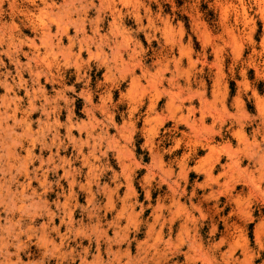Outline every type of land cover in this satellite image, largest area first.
<instances>
[{
  "label": "rangeland",
  "instance_id": "rangeland-1",
  "mask_svg": "<svg viewBox=\"0 0 264 264\" xmlns=\"http://www.w3.org/2000/svg\"><path fill=\"white\" fill-rule=\"evenodd\" d=\"M0 33V264H264V0H0Z\"/></svg>",
  "mask_w": 264,
  "mask_h": 264
},
{
  "label": "bare ground",
  "instance_id": "bare-ground-1",
  "mask_svg": "<svg viewBox=\"0 0 264 264\" xmlns=\"http://www.w3.org/2000/svg\"><path fill=\"white\" fill-rule=\"evenodd\" d=\"M92 6H93V5H92ZM81 8H82V7H81ZM73 9H74V8H73ZM40 10H41V9H40ZM49 10H50V9H49ZM68 10H69V9H68ZM81 10H82V9H81ZM44 11H45V9H44ZM50 11H51V10H50ZM58 13L61 14V12H59V11H58ZM64 13H65V12H64ZM66 13H67V12H66ZM31 14H33V13H31ZM68 14H69V13H68ZM30 16H31V15H30ZM65 16H66V15H65ZM28 17H29V16H28ZM63 17H64V16H63ZM26 18H27V17H26ZM59 18H62V16L59 17ZM64 18H66V17H64ZM58 20H59V19H58ZM67 20H68V16H67ZM70 21H71V20H70ZM81 21H82V20H81ZM65 22H66V21H65ZM78 22H79V21H78ZM60 23H61V21H60ZM76 23H77V22H76ZM80 23H81V22H80ZM80 23H79V24H80ZM62 24L64 25V21H63V20H62ZM69 24H70V23H69ZM71 24H72V23H71ZM77 24H78V23H77ZM81 24H84V23H81ZM81 24H80V25H81ZM15 26H16V25H15ZM65 26H66V25H65ZM70 26H71V25H70ZM82 26H83V25H82ZM82 26H81V27H82ZM8 27L11 28V26H8ZM76 27H78V26H76ZM76 27H75V28H76ZM12 28H13V27H12ZM48 28H49V27H48ZM3 29H4V28H3ZM3 29H2V30H3ZM5 29H6V28H5ZM5 29H4V30H5ZM64 29H65V27H64ZM77 29H79V28H77ZM93 29H94V28H93ZM9 30H10V29H9ZM13 30H14V29H13ZM47 30H48V29H47ZM60 30H61V29H60ZM60 30H59V32H60ZM82 30H83V29H82ZM3 32H4V31H3ZM8 32H9V31H8ZM78 32H80V31H78ZM16 33H17V32H16ZM45 33H46V32H45ZM0 34H1V33H0ZM4 34H5V33H4ZM9 34H10V33H9ZM40 34H41V33H40ZM42 34H43V32H42ZM47 34H49L48 31H47ZM50 34H51V33H50ZM50 34H49V37H48V35H46V38L48 37V39H49V38H50ZM55 34H56V33H55ZM57 34H58V33H57ZM62 34H64V33H62ZM5 35H6V34H5ZM64 35H65V34H64ZM13 36H14V35H13ZM21 36H22V35H21ZM67 36H68V35H67ZM1 37H2V36H1ZM4 37H5V36H4ZM4 37H3V38H4ZM41 37H42V36H41ZM59 37H60V36H59ZM11 38H12V37H11ZM11 38H9V39H11ZM20 38H21V37H20ZM38 38H39V37H38ZM38 38H37V39H38ZM43 38H44V37H43ZM46 38H45V39H46ZM53 38H54V36H53ZM12 39H13V38H12ZM22 39H23V38H22ZM19 40H20V39H19ZM39 40H41L42 43H43V42L45 43V41H44L43 39H40V38H39ZM50 40H51V39H50ZM50 40H49V41H50ZM16 41H17V40H16ZM16 41H15V42H16ZM59 41H60V40H59ZM84 41H85V40H84ZM86 41H87V40H86ZM0 42H1V41H0ZM17 42H18V41H17ZM47 42H48V40H47ZM87 42H88V41H87ZM87 42H86V43H87ZM29 43H30V42L25 43V44H26V45H29ZM40 43H41V42H40ZM42 43H41V44H42ZM44 43H43V44H44ZM48 43H49V42H48ZM50 43H51V41H50ZM69 43H70V42H69ZM86 43H85V44H86ZM91 43H92V41H91ZM16 44H17V43H16ZM31 44H34V41H33V43H30V45H31ZM52 44H53V43H52ZM77 44H78V43H77ZM10 45H11V43H10ZM14 45H15V44L13 43V46H14ZM22 45H23V44H22ZM22 45H21V46H22ZM44 45H45V44H44ZM50 45H51V44H49L48 46H50ZM57 45H58V44H57ZM69 45H71V44H69ZM69 45H68V47H69ZM88 45H89V44H88ZM96 45H97V43H96ZM0 46H1V45H0ZM3 46H4V44H3ZM17 46H18V44H17ZM17 46H16V47H17ZM51 46H52V45H51ZM51 46H50V47H51ZM53 46H55V45H53ZM97 46H98V45H97ZM11 47H12V46H11ZM32 47H33V46H32ZM80 47H81V46H80ZM5 48H6V46H5ZM7 48H8V47H7ZM46 48H47V47H46ZM16 49H17V48H16ZM80 49H81V48H80ZM2 50H3V49H2ZM42 50H43V49H42ZM51 50H52V49H51ZM13 51L15 52V50H13ZM19 51H20V50H19ZM47 51H48V50H47ZM49 51H50V50H49ZM55 51H56V50H55ZM72 51H73V50H72ZM69 52H70V51H69ZM78 52H79V51H78ZM88 52H89V51H88ZM88 52H87V54H88ZM97 52H98V51H97ZM0 53H1V52H0ZM3 53H4V50H3ZM3 53H2V54H3ZM6 53H7V51H6ZM8 53H9V51H8ZM11 53H12V52H11ZM26 53H27V52H25V54H26ZM36 53H37V52H36ZM53 53H54V52H53ZM55 53H56V52H55ZM2 54H1V55H2ZM23 54H24V52H23ZM47 54H48V53H47ZM47 54H46V55H47ZM3 55H4V54H3ZM11 55H12V54H11ZM34 55H35V54H34ZM43 55H44V54H43ZM52 55H53V54H52ZM54 55H55V54H54ZM67 55H68V54H67ZM5 56H6V55H5ZM48 56H49V55H48ZM75 56H76V55H75ZM78 56H79V55H78ZM24 57H26V56H24ZM42 57H43V56H42ZM42 57H41V58H42ZM45 57H46V56H45ZM51 57H52V56H51ZM54 57H55V56H54ZM2 58H3V57H2ZM4 58H5V57H4ZM10 58H11V57H10ZM30 58H31L30 60L33 61V58H32V57H30ZM37 58H38V56H37ZM48 58H49V57H48ZM27 59H28V58H27ZM27 59H26V60H27ZM34 59H35V58H34ZM38 59H39V58H38ZM38 59H37V60H38ZM16 60H17V59H16ZM28 60H29V59H28ZM35 60H36V59H35ZM49 60H50V59H49ZM49 60H48V63H49ZM42 61H43V60H42ZM42 61H41V63H42ZM1 62H2V61H1ZM17 62H18V61H17ZM26 62H27V61H26ZM28 62H29V61H28ZM35 62H36V61H35ZM39 62H40V61H39ZM39 62H37V64H38ZM18 63H19V62H18ZM24 63H25V62H24ZM44 63H45V62H44ZM46 63H47V62H46ZM50 63H51V62H50ZM50 63H49V64H50ZM0 64H1V63H0ZM39 64H40V63H39ZM39 64H38V65H39ZM5 65H6V64H5ZM13 65H14V64H13ZM17 65H18V64H17ZM44 65H45V64H44ZM14 66H16V65H14ZM24 67H25V66H24ZM35 67H36V65H35ZM37 67H38V66H37ZM48 68H49V67H48ZM31 69H32V67H31ZM38 69H39V68H38ZM46 69H47V68H46ZM77 69H78V68H77ZM35 70H37V69H35ZM39 70H40V69H39ZM43 71H44V69H43ZM17 72H18V71H17ZM37 72H38V71H35V73H37ZM40 72H41V71H40ZM50 72H51V71H50ZM30 73H31V72H30ZM33 73H34V71H33ZM42 73H44V72H42ZM47 73H48V72H47ZM17 74H18V73H17ZM19 74H20V73H19ZM19 74H18V75H19ZM4 75H5V74H4ZM4 75H3V76H4ZM15 76H16V75H15ZM4 77H5V76H4ZM19 77H20V76H19ZM37 77H38V76H37ZM16 78H17V77H16ZM4 82H5V81H4ZM4 82H3V83H4ZM1 84H2V83H1ZM7 87H8V86H7ZM20 87H21V86H20ZM0 88H1V87H0ZM11 89H12V88H11ZM23 89H24V87H23ZM25 90H26V89H25ZM25 90H24V91H25ZM5 91H6V90H5ZM20 91H21V90H20ZM7 92H8V91H7ZM7 95H8V93H7ZM8 96H9V95H8ZM28 98H29V97H28ZM31 99H32V98H31ZM1 102H2V101H1ZM12 103H13V102H12ZM16 104H17V103H16ZM0 105H1V104H0ZM8 105H9V104H8ZM32 105H33V104H32ZM5 106H6V104H5ZM14 106H15V105H14ZM17 106H18V105H17ZM13 108H14V107H13ZM30 108H31V107H30ZM32 108H33V107H32ZM32 108H31V109H32ZM31 109H30V110H31ZM7 110H8V109H7ZM12 110H13V109H12ZM3 111H4V110H3ZM10 111H11V110H10ZM19 111H20V110H19ZM1 112H2V111H1ZM1 112H0V113H1ZM11 112H12V111H11ZM23 113H24V112H23ZM5 114H6V113H5ZM9 114H10V113H9ZM0 115H1V114H0ZM7 115H8V114H7ZM9 116H10V115H9ZM9 116H8V117H9ZM11 116H12V115H11ZM3 117H4V116H3ZM3 117H2V119H3ZM5 117H6V115H5ZM5 117H4V120H5V119L7 120L8 117H6V118H5ZM13 117H14V116H13ZM15 117H16V116H15ZM23 118H24V117H23ZM0 119H1V118H0ZM29 120H30V119H29ZM1 121H2V120H1ZM21 121H22V120H21ZM3 122H4V121H3ZM23 122H24V121H23ZM19 123H20V122H19ZM0 124H1V123H0ZM13 124H14V122H13ZM16 124H17V123H16ZM24 124H25V123H24ZM22 125H23V124H22ZM26 126H27V124H26ZM6 127H7V126H6ZM26 131H27V128H26ZM10 132H11V131H10ZM8 134H9V133H8ZM6 135H7V134H6ZM26 136H27V135H26ZM4 137H5V136H4ZM14 139H15V138H14ZM16 144H17V143H16ZM14 146H15V145H14ZM14 146H13V147H14ZM19 146H20V145H19ZM25 149H27V148H25ZM25 152H26V151H25ZM27 152H28V151H27ZM28 153H29V152H28ZM28 153H27V154H28ZM29 155H30V154H29ZM15 156H16V155H15ZM25 156H26V155H25ZM21 168H22V167H21ZM22 171H23V170H22ZM31 174H32V173H31ZM33 174H34V173H33ZM33 174H32V175H33ZM25 175H26V174L24 173L23 177H24ZM26 176H27V175H26ZM44 176H45V175H44ZM44 176H43V177H44ZM28 178H29V177H28ZM8 180H9V179H8ZM28 180H29V179H28ZM34 180H35V179H34ZM44 180H45V179H44ZM9 181H10V180H9ZM40 182H41V181H40ZM24 183H25V182H24ZM24 185H25V184H24ZM38 185H39V184H38ZM40 186H41V185H40ZM20 187H21V186H20ZM19 189H20V188H19ZM24 189H25V188H24ZM43 189H45V188H43ZM43 191H44V190H43ZM30 192H31V191H30ZM173 192H174V191H173ZM22 193H23V192H22ZM34 193H35V192H34ZM19 194H20V193H19ZM26 195H27V194H26ZM29 195L33 196L32 194H29ZM34 195H35V194H34ZM37 196H38V195H37ZM173 197H174V196H173ZM38 199H39V197H38ZM191 204H192V203H191ZM162 207H163V206H162ZM94 208H95V207H94ZM163 208H164V207H163ZM195 208H196V207H195ZM197 208L199 209V207H197ZM215 208H216V207H215ZM156 213H157V212H156ZM122 214H123V213H122ZM153 215H154V214H153ZM32 217H33V216H32ZM50 218H51V217H50ZM29 219H30V218H29ZM153 220H154V219H153ZM117 221H118V220H117ZM161 221H162V220H161ZM224 221H225V220H224ZM33 222H34V221H33ZM157 222H159V221L157 220ZM163 222H164V221H163ZM116 224H117V223H116ZM152 224H153V223H152ZM230 224H231V223H230ZM147 225H148V224H147ZM235 225H236V223H235ZM235 225H234V226H235ZM158 226H159V225H158ZM211 226H212V225H211ZM146 227H147V226H146ZM170 227H171V226H170ZM215 227H216V226H215ZM224 227H225V226H224ZM211 228H212V227H211ZM227 229H228V228H227ZM235 229H236V228H235ZM151 230H152V229H151ZM151 230H150V231H151ZM212 231H213V229H212ZM215 231H216V229H215ZM232 231H233V227H232ZM152 232H153V231H152ZM148 233H149V232H148ZM150 234H151V233H150ZM215 234H216V233H215ZM234 235H235V234H234ZM257 235H259V234H257ZM228 236H230V235H228ZM0 237H1V236H0ZM7 237H8V236H7ZM1 238H2V237H1ZM13 238H14V237H13ZM25 238H28V237H25ZM257 238H258V236H257ZM7 239H8V238H7ZM36 240H37V239H36ZM40 240L44 242V239H40ZM60 240H61V239H60ZM5 241H6V240H5ZM18 241H19V240H18ZM41 241H40V242H41ZM1 242H2V241H1ZM43 242H42V244H43ZM96 242H97V241H96ZM259 242H260V241H259ZM7 243H8V242H7ZM11 243H12V242H11ZM15 243H16V242H15ZM44 243H45V242H44ZM2 244H3V243H2ZM2 244H1V245H2ZM48 244H49V243H48ZM1 245H0V246H1ZM23 245H24V244H23ZM49 245H50V244H49ZM3 246H4V244H3ZM3 246H2V247H3ZM14 246H15V248L17 247L16 245H14ZM4 247H5V246H4ZM20 247H21V246H20ZM25 247H26V246H25ZM25 247H24V248H25ZM17 248H19V247H17ZM39 248H40V247H39ZM19 249H20V248H19ZM17 250H18V249H17ZM0 251H1V250H0ZM4 252H7V251L4 250ZM145 252H146V251H145ZM18 253H19V252H18ZM4 254H5V253H4ZM7 254H9V253L7 252ZM15 254H16V253H15ZM59 254H60V253H59ZM9 255H10V254H9ZM18 255H19V254H18ZM42 255H43V254H42ZM5 256H6V255H5ZM56 256H57V255H56ZM59 256H61V255H59ZM59 256H58V257H59ZM1 257H2V255H1ZM3 257H4V256H3ZM7 257H8V256H7ZM7 257H5V258H7ZM15 257H16V256H15ZM16 258H19V257H16ZM49 258H50V257H49ZM71 258H72V256H71ZM8 259H9V258H8ZM80 259H81V258H80ZM4 260H5V259H4ZM18 260H19V259H18ZM69 261H70V260H69ZM3 262H4V261H3ZM3 262H2V263H3ZM60 262H61V261H60ZM0 263H1V262H0ZM5 263H6V262H5ZM6 264H9V263L7 262ZM10 264H11V263H10ZM12 264H13V263H12ZM157 264H158V263H157Z\"/></svg>",
  "mask_w": 264,
  "mask_h": 264
},
{
  "label": "crops",
  "instance_id": "crops-1",
  "mask_svg": "<svg viewBox=\"0 0 264 264\" xmlns=\"http://www.w3.org/2000/svg\"><path fill=\"white\" fill-rule=\"evenodd\" d=\"M256 224V223H255Z\"/></svg>",
  "mask_w": 264,
  "mask_h": 264
}]
</instances>
